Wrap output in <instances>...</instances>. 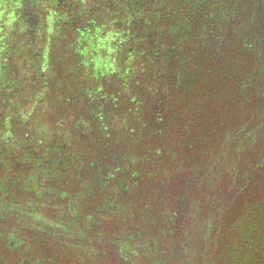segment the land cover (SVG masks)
<instances>
[{
    "label": "trees",
    "instance_id": "obj_1",
    "mask_svg": "<svg viewBox=\"0 0 264 264\" xmlns=\"http://www.w3.org/2000/svg\"><path fill=\"white\" fill-rule=\"evenodd\" d=\"M151 22L108 171L0 213V264H264V0H156Z\"/></svg>",
    "mask_w": 264,
    "mask_h": 264
},
{
    "label": "flooded vegetation",
    "instance_id": "obj_2",
    "mask_svg": "<svg viewBox=\"0 0 264 264\" xmlns=\"http://www.w3.org/2000/svg\"><path fill=\"white\" fill-rule=\"evenodd\" d=\"M155 6L0 0V213L49 190L68 196L62 180L93 187L108 171L95 146L117 128L134 70L160 51Z\"/></svg>",
    "mask_w": 264,
    "mask_h": 264
}]
</instances>
